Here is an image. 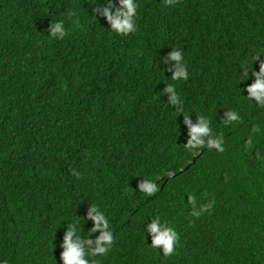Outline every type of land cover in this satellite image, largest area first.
Wrapping results in <instances>:
<instances>
[{
	"label": "trees",
	"instance_id": "trees-1",
	"mask_svg": "<svg viewBox=\"0 0 264 264\" xmlns=\"http://www.w3.org/2000/svg\"><path fill=\"white\" fill-rule=\"evenodd\" d=\"M71 1L74 0H0V150L11 143V122L16 121L30 138L34 160L32 167L29 160L18 157L19 164L34 184L44 185V201L64 206L71 224L77 226L76 238L85 252L96 247L84 241H94V232L90 231L93 221L87 210L96 206L99 198L90 203L78 197L83 192L81 186L91 184L80 175L85 163L90 162L80 149L82 137L102 130L109 145L129 142L148 170L167 164L186 168L181 177L184 189L177 183L183 193L173 195L162 215L141 216L117 228L110 251L85 257L89 264L92 259L98 264H264V106L249 99L247 92L256 80L253 71H260L264 51L259 59L236 64L220 54L216 42L227 25L237 21L255 24L263 41L264 0H208L210 9L188 0H175L171 5H166L165 0H133L138 21L136 31L126 36L113 31L108 20L98 13L101 7L111 4L109 10L115 14L119 0H83L87 6L65 8V13L76 16V31L67 36L68 40L52 37V12ZM103 25L113 38L101 74L94 76L83 58L89 45L101 40ZM140 46L160 48L168 56L173 50L181 51L188 79L172 80L174 91L207 99L226 119L229 111L236 112L240 120L232 123L248 130L252 147L227 157L205 149L198 155L179 149L174 132L178 111L177 105L170 103L171 93L160 104L148 102L140 110H122L120 102L132 95L111 92L113 97L110 96L104 78ZM169 70L172 74L177 70L175 61L171 60ZM52 89L93 118L87 121L76 116L68 103L40 100V93ZM254 126L259 131H254ZM16 149L21 147L17 145ZM53 172L55 178L48 177ZM2 176L9 182L14 172ZM189 194L196 198L194 208L188 202ZM211 201V209L199 217L191 215ZM156 216L162 222L168 221L179 234L175 253L169 257L163 255L162 246L151 247L148 226ZM136 233L150 248L148 261L135 259L129 251ZM35 248L37 255L28 256L23 253L26 247L20 245L18 252L6 244L1 246L0 238L6 263L63 264V250L45 252L40 246Z\"/></svg>",
	"mask_w": 264,
	"mask_h": 264
},
{
	"label": "clouds",
	"instance_id": "clouds-1",
	"mask_svg": "<svg viewBox=\"0 0 264 264\" xmlns=\"http://www.w3.org/2000/svg\"><path fill=\"white\" fill-rule=\"evenodd\" d=\"M194 5L210 9L208 0H188ZM175 0H165L166 5H171ZM83 0L71 1L52 12L53 24L50 27V35L55 38H64L76 31V16L73 13H65L68 6H87ZM120 8L115 14L109 12V7H101L99 11L108 20L111 29L120 35H128L136 31L135 20L137 5L133 0H119ZM260 31L255 24L250 22H233L227 25V29L216 39L220 54L229 58L236 64L249 62L260 58L264 51V40L260 41ZM113 38V33L110 36ZM84 55L83 63L91 75L101 74L105 60L109 57L110 45L104 46L102 39L98 43H91ZM171 60L176 62L177 70L170 73ZM251 70V69H250ZM249 70V71H250ZM247 75V73H246ZM255 83L247 88L249 99H255L257 104L264 106V60L260 63V71L256 73ZM182 61V53L173 50L168 56L160 48L153 46H140L121 59L108 76L104 78L107 93L117 96L132 95L129 99L120 102L122 110L129 112L140 110L146 103L160 104L165 101L168 93L172 105H177V123L174 128L175 144L179 149L187 150L189 154L198 155L202 149L219 157L232 156L252 147V138L244 126L233 124L240 120L236 112L229 111L228 119L225 118L205 98L184 91H174L172 80H187ZM111 90V91H110ZM185 93V94H184ZM113 97V96H112ZM40 100L68 103V108L76 115L87 121L93 118L83 112L77 105H71L59 92L51 90L39 94ZM133 100V101H132ZM133 104L128 107V102ZM84 115V116H83ZM14 129L12 141L7 149H2L0 157V238L1 246L6 244L14 250H20V245L26 247L25 255H37L35 246H40L45 252L63 250L60 259L63 264H89L85 257L106 255L113 243L114 231L128 224L126 216L121 212L124 208H130V216L139 219L144 214L137 210L144 206L138 199L140 196H151L155 193H168L154 206V214L161 215L170 205V200L177 192L183 191L177 186L180 183L181 166L167 164L159 168L148 170L137 158L134 146L129 142L107 144L102 130L91 137H82L80 149L84 155H91L92 161L85 163L82 177H87L90 183L81 186L79 198L94 203L88 211V218L92 219L94 241L86 239L84 244L95 243L96 247L85 252L83 246L77 240V226L71 224V217L64 206L57 202H46L44 196L45 187L40 183H33L24 173L25 167L21 166L18 157L30 161L33 167L34 160L30 150V138L27 132L13 120L11 129ZM254 131H259L254 126ZM102 140L99 141V138ZM95 142L94 145L91 143ZM17 145L21 149H16ZM187 160V159H185ZM184 162V160L182 161ZM6 172H14V179L5 182ZM79 178V174L73 172ZM56 173L49 175L55 178ZM182 189H184L181 186ZM118 196H122L120 200ZM188 202L195 207L196 198L189 194ZM214 201L204 205L200 212L191 213L199 217L203 212L212 208ZM97 208L99 211H97ZM77 222L78 215L76 214ZM106 218V219H105ZM191 222V221H190ZM71 224V225H70ZM161 228L164 230L161 231ZM148 232L152 234L151 247L153 249L162 246L163 255L169 257L175 253L179 241V234L168 221H161L159 216L152 220L148 226ZM78 236V235H77ZM79 237V236H78ZM129 251L135 259L148 261L151 257L149 246L136 233L129 245ZM0 264H9L3 261L2 249ZM91 264H98L95 259Z\"/></svg>",
	"mask_w": 264,
	"mask_h": 264
},
{
	"label": "flooded vegetation",
	"instance_id": "flooded-vegetation-1",
	"mask_svg": "<svg viewBox=\"0 0 264 264\" xmlns=\"http://www.w3.org/2000/svg\"><path fill=\"white\" fill-rule=\"evenodd\" d=\"M168 196V193H155L153 195H151L150 197L148 196H140L138 197V199L144 204L143 207H141L140 209H138L137 211L140 212V214H144V216L148 215V214H154V206L160 201L162 200L164 197ZM143 198H148V200L146 202H143ZM125 216H126V221L129 224L134 223V219L133 217L131 218L130 216V212L131 209L130 208H124L121 211Z\"/></svg>",
	"mask_w": 264,
	"mask_h": 264
},
{
	"label": "rangeland",
	"instance_id": "rangeland-1",
	"mask_svg": "<svg viewBox=\"0 0 264 264\" xmlns=\"http://www.w3.org/2000/svg\"><path fill=\"white\" fill-rule=\"evenodd\" d=\"M72 18H75V15H72ZM101 30H105V31H104V34H103L102 37H101V39H102V41H103V45H104V46L111 45V38H112V37H109V36H110V33H111L110 29H109L106 25H103ZM132 38H134V37H132ZM126 41H127V39H126V40H122L121 42L124 43V42H126ZM105 88H106V90H107V87H105ZM101 140H102V137L99 138V141H101ZM91 144L94 145L95 142H92ZM88 158H89L90 161L93 160V158L91 157V155H89ZM148 197H150V196H148ZM118 198H119L120 200L123 199L122 196H118ZM147 200H148V198H143V202H146Z\"/></svg>",
	"mask_w": 264,
	"mask_h": 264
},
{
	"label": "bare ground",
	"instance_id": "bare-ground-1",
	"mask_svg": "<svg viewBox=\"0 0 264 264\" xmlns=\"http://www.w3.org/2000/svg\"><path fill=\"white\" fill-rule=\"evenodd\" d=\"M118 8H120V6H117V9ZM109 12L110 13H112V11L111 10H109ZM99 14H101V12H98ZM102 15V14H101ZM182 18V17H181ZM134 20L135 21H138V18L135 16L134 17ZM149 140H151V141H153L154 143H156L157 141L156 140H153V139H151V138H149ZM0 157H2V151L0 150ZM0 164H2V161H0ZM180 171L181 172H184V171H186V168L184 167V166H182L181 168H180ZM0 258H1V253H0ZM1 260V259H0Z\"/></svg>",
	"mask_w": 264,
	"mask_h": 264
}]
</instances>
